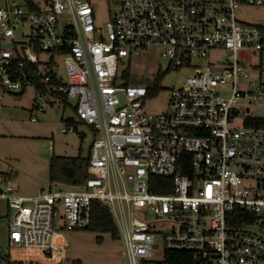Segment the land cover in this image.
Wrapping results in <instances>:
<instances>
[{
    "label": "built area",
    "instance_id": "2783aa9c",
    "mask_svg": "<svg viewBox=\"0 0 264 264\" xmlns=\"http://www.w3.org/2000/svg\"><path fill=\"white\" fill-rule=\"evenodd\" d=\"M107 1L103 32L88 0H0V90L33 88V111L56 94L75 97L76 122L93 130L80 186L24 196L0 172V199L14 211L10 260L53 264L58 232L88 228L98 203L112 216L123 264H264V114L252 109L264 107V30L235 16L240 4L264 0ZM150 47L176 66L207 61L158 114L144 109L156 95L119 69ZM212 52L225 57L210 63ZM236 207L255 219L237 224Z\"/></svg>",
    "mask_w": 264,
    "mask_h": 264
},
{
    "label": "rangeland",
    "instance_id": "374dc122",
    "mask_svg": "<svg viewBox=\"0 0 264 264\" xmlns=\"http://www.w3.org/2000/svg\"><path fill=\"white\" fill-rule=\"evenodd\" d=\"M88 1L94 9L96 25L105 32L106 23L114 9L113 3L107 0ZM204 1L213 8L227 2V0ZM235 16L239 23L264 26V6L240 4ZM24 26L26 27L27 23H24ZM1 47H7V44H2ZM238 56L244 61L249 60L247 53L241 52ZM220 57L221 59L225 57L224 52H212L207 58L212 63L213 59ZM122 61L123 64L119 66V69L129 66L128 85L130 86L150 87L158 73H165L159 80L158 94L148 98L144 103V109L153 114L164 111L170 91L184 85L185 79L194 72L192 66H206L207 63L206 59L192 58L189 65L176 66L175 62L170 63L168 58L161 57L158 47L132 52L129 58L126 57ZM60 77L65 78L63 70L60 72ZM0 96H2L0 172L11 176V184L15 187L16 193L34 196L39 190L46 191L50 185L49 157L44 154L75 157L81 152L84 156L91 145L93 130L76 123L73 131L68 130L65 133L61 131L66 128L68 119L76 122L75 97H69L65 105L56 99L49 101L43 111H31L35 99L33 88H27L20 96L0 90ZM252 109L256 114H264V107L254 106ZM50 140L52 150L47 149ZM61 186L56 185L54 188L60 189ZM13 212L6 202L0 199V253L2 255L10 254L8 224ZM58 233L64 245L59 242L50 254L57 258L60 264H71L76 260L80 264H123V244L119 234L117 238H114L110 233H95L87 228L60 230ZM98 237H101L99 241ZM155 241L159 249H162L163 239L157 236Z\"/></svg>",
    "mask_w": 264,
    "mask_h": 264
},
{
    "label": "trees",
    "instance_id": "16d2710c",
    "mask_svg": "<svg viewBox=\"0 0 264 264\" xmlns=\"http://www.w3.org/2000/svg\"><path fill=\"white\" fill-rule=\"evenodd\" d=\"M262 30H264V26H260ZM168 71V70H167ZM165 73L157 74L156 80L153 82V88H149L151 95H157L159 91L158 83L159 80L163 77ZM129 66L122 73L123 80L128 84L129 82ZM55 95V94H54ZM60 99V102L65 105L67 104V99L64 96L59 94L55 95ZM67 125L73 124L74 128L76 123L72 119L67 120ZM80 124V123H78ZM81 136V135H80ZM90 147L88 148V152L86 155H82L81 152L75 157H64V156H49V182L50 185H62L69 187H76L83 184L85 179L87 178V168L89 163L90 156ZM153 191L157 193L166 192L163 189H154ZM234 212H241V219H239L237 224H242L246 222H252L255 217L244 215V212L241 211L240 208H234ZM243 213V214H242ZM87 229L94 231L95 233H110L112 237L117 238L118 233L116 227L114 225L113 219L109 211L102 205L98 203L91 204V221ZM101 237H98L99 241ZM0 264H22L18 262H12L8 255H2L0 253ZM71 264H80L79 261H72Z\"/></svg>",
    "mask_w": 264,
    "mask_h": 264
},
{
    "label": "crops",
    "instance_id": "0c3cea01",
    "mask_svg": "<svg viewBox=\"0 0 264 264\" xmlns=\"http://www.w3.org/2000/svg\"><path fill=\"white\" fill-rule=\"evenodd\" d=\"M1 98H2V96H0ZM2 103V102H1ZM32 109H33V107H32ZM32 109H31V111H32ZM10 179H11V176H10ZM25 196V195H24ZM58 238H59V240H61V241H63L59 236L57 237V240H58ZM57 240H56V242H57ZM58 244V243H57ZM53 264H60V262H59V260L57 259V258H55V261H54V263Z\"/></svg>",
    "mask_w": 264,
    "mask_h": 264
},
{
    "label": "water",
    "instance_id": "95a60500",
    "mask_svg": "<svg viewBox=\"0 0 264 264\" xmlns=\"http://www.w3.org/2000/svg\"><path fill=\"white\" fill-rule=\"evenodd\" d=\"M44 155H45L46 157H49V156H50L49 154H44ZM59 242H60V244L64 245V242L61 241V240H59V238H58V240H57L58 245H59Z\"/></svg>",
    "mask_w": 264,
    "mask_h": 264
}]
</instances>
